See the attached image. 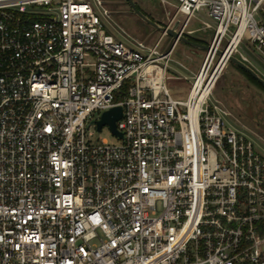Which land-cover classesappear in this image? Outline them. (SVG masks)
<instances>
[{"label":"built area","instance_id":"built-area-1","mask_svg":"<svg viewBox=\"0 0 264 264\" xmlns=\"http://www.w3.org/2000/svg\"><path fill=\"white\" fill-rule=\"evenodd\" d=\"M178 1L167 26L214 31L185 100L179 38L126 44L92 0H0V264H264V156L211 99L243 42L264 58V0ZM116 106L122 136L98 130Z\"/></svg>","mask_w":264,"mask_h":264},{"label":"rangeland","instance_id":"rangeland-1","mask_svg":"<svg viewBox=\"0 0 264 264\" xmlns=\"http://www.w3.org/2000/svg\"><path fill=\"white\" fill-rule=\"evenodd\" d=\"M102 1V6L98 0H92V3L96 7L98 15L106 22L113 34L124 43L127 44V41L136 38L146 41L148 45H154L162 36L163 33L161 31L149 26L133 13L126 0ZM134 1L140 9L149 13L162 24L167 21V16H171L176 12L179 4L178 0H167L169 2L168 5H165L162 0ZM104 8L108 9L111 14H105ZM262 14L264 16V8ZM197 34L208 38L211 37V33L206 34L202 31ZM173 40L174 38L170 36L164 37L162 47L166 44H172ZM246 43L243 42L239 50L245 53L248 59L246 63L264 77V58L253 49H249ZM205 53L206 50L194 48L181 41L175 48L172 57L173 61L170 63L167 75L191 76L190 70L194 72L199 70L205 58ZM236 57L240 58L239 56ZM179 63L189 65L190 69L184 68ZM166 85L171 95L175 98L185 99L190 89V83L183 80L168 79ZM211 99L214 103L220 102L225 105L226 109L231 113V116L226 118L227 124L232 126H235L233 123L235 112L242 111V106L244 105L246 108L244 109L245 112H243L245 122L247 125L249 124L248 126L251 129H255L261 135L262 139L254 137V141L257 151L264 156V89L253 83L241 69L229 61L222 72ZM103 140L111 143L119 142V139L111 134L107 126L101 132H96L93 137V141L98 144L102 143Z\"/></svg>","mask_w":264,"mask_h":264},{"label":"water","instance_id":"water-1","mask_svg":"<svg viewBox=\"0 0 264 264\" xmlns=\"http://www.w3.org/2000/svg\"><path fill=\"white\" fill-rule=\"evenodd\" d=\"M126 1L129 3L132 12L135 13L137 16H139L146 24L153 27L154 29L161 31L163 34L165 33L167 36H170L174 39L179 38L180 41L186 42L188 44L201 46L206 51L209 49V46H203L201 44L193 42L190 39H188L185 35L181 34V32L178 30V27L180 25L179 21H176L172 27H169L166 24H160L154 21L148 15H146L138 7V5L134 0H126ZM223 55H224V50L220 51V56ZM229 61L235 64L239 69L250 74L255 80H257L264 87V77L261 76L254 68L248 65L245 61H243L242 59L236 56H232ZM122 114H123V108L121 106H116L108 111H105L102 114L101 119L97 122L98 130L100 131L104 125H108L114 134L122 136L116 127V122L119 119H121Z\"/></svg>","mask_w":264,"mask_h":264},{"label":"crops","instance_id":"crops-1","mask_svg":"<svg viewBox=\"0 0 264 264\" xmlns=\"http://www.w3.org/2000/svg\"><path fill=\"white\" fill-rule=\"evenodd\" d=\"M163 2H164V4L165 5H168L169 4V2L167 1V0H162ZM145 12V14L146 15H148L150 18H152L154 21H156V22H158V23H160V21H157V19H155L153 16H151V15H149V13H146V11H144ZM169 21V16H167V21L165 22V24H167V22ZM204 22H206V23H208V24H210V26L211 27H209V28H204ZM160 24H162V23H160ZM200 31H202V32H204V33H206V34H208V33H211V37H205V36H202V35H198L197 33L198 32H200ZM188 39H190L191 41H193V42H196V43H198V44H201V45H203V46H208V44L212 41V39H213V35H214V31H213V23H212V21L207 17V15H206V13H204V12H202L201 14H200V16H197L196 18H193L192 19V21H191V23H190V26L188 27V31L187 32H185V34H184ZM161 37H163V34H162V36ZM160 37V38H161ZM164 37H166V36H164ZM163 37V38H164ZM133 40H138V39H136V38H132L131 40H129V41H127V43L128 44H130L131 42H133ZM144 41V40H143ZM181 42V41H180ZM179 42V43H180ZM245 42H247V41H245ZM179 43L177 44V46L179 45ZM188 44V43H187ZM247 44V47L249 48V49H253L255 52H257L256 50H255V48L253 47V45L251 44V43H249V42H247L246 43ZM168 44H166V45H164L163 47L165 48L166 46H167ZM189 45H191V44H189ZM192 47H194V48H198V49H201V50H205V49H203L201 46H196V45H191ZM207 52V51H206ZM244 55H245V53L244 52H242ZM258 53V52H257ZM206 54V53H205ZM204 54V55H205ZM259 54V53H258ZM260 55V54H259ZM246 56V55H245ZM172 61H173V59H172ZM171 61V62H172ZM170 62V63H171ZM170 63H169V68H170ZM181 66H183L184 68H187V69H190V66L189 65H185V64H183V63H179ZM201 66V65H200ZM190 74H191V76H193V74L196 72H194V71H192V70H190ZM191 76H189V77H187V76H180V75H177V74H175V75H173V76H169V78L168 79H175V80H183V81H187V82H189L190 83V88H191V82L189 81V80H187L186 78H189L190 79V77ZM167 79V80H168ZM169 89V88H168ZM189 92H190V89H189V91H188V93H187V97H188V95H189ZM170 94H171V92H170ZM172 96V95H171ZM173 97V96H172ZM187 97L185 98V99H187ZM174 99H177V100H185V99H182V98H175V97H173ZM242 106V105H241ZM243 108H242V111L241 110H239V111H237V112H235V117H234V120H233V123H234V125L236 126V128L237 129H239V130H241V131H243L244 133H246L252 140H253V142H254V145H255V141H254V137L255 138H260V139H262V137H261V135L255 130V129H251L247 124H246V122H245V117L243 116V112H245L244 111V109H246L245 107H244V105L242 106ZM232 115H233V113H232ZM246 115H247V113H246ZM234 126V127H235ZM256 131V132H255ZM255 148H256V146H255ZM257 150V149H256ZM259 152V151H258ZM260 153V152H259ZM261 154V153H260ZM262 155V154H261ZM263 156V155H262Z\"/></svg>","mask_w":264,"mask_h":264},{"label":"trees","instance_id":"trees-1","mask_svg":"<svg viewBox=\"0 0 264 264\" xmlns=\"http://www.w3.org/2000/svg\"><path fill=\"white\" fill-rule=\"evenodd\" d=\"M139 7V6H138ZM140 8V7H139ZM142 10V9H141ZM143 11V10H142ZM144 12V11H143ZM145 13V12H144ZM237 67V66H236ZM241 71H243V70H241ZM243 73L249 78V79H251V81L253 82V83H255L256 85H258V86H260L261 88H263L264 89V87L257 81V80H255L250 74H248L247 72H245V71H243ZM125 91V90H124ZM117 99H119V96L117 97Z\"/></svg>","mask_w":264,"mask_h":264},{"label":"bare ground","instance_id":"bare-ground-1","mask_svg":"<svg viewBox=\"0 0 264 264\" xmlns=\"http://www.w3.org/2000/svg\"><path fill=\"white\" fill-rule=\"evenodd\" d=\"M225 60L222 62V64L220 65L219 69H218V72L221 70V68L223 67V64H224Z\"/></svg>","mask_w":264,"mask_h":264}]
</instances>
